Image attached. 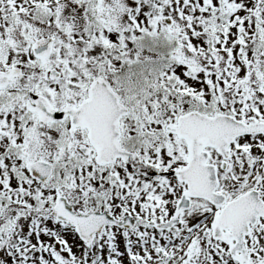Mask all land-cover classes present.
Segmentation results:
<instances>
[{
	"label": "snow or ice",
	"instance_id": "obj_1",
	"mask_svg": "<svg viewBox=\"0 0 264 264\" xmlns=\"http://www.w3.org/2000/svg\"><path fill=\"white\" fill-rule=\"evenodd\" d=\"M0 264H264V0H0Z\"/></svg>",
	"mask_w": 264,
	"mask_h": 264
}]
</instances>
